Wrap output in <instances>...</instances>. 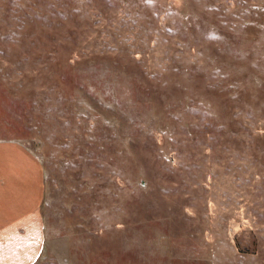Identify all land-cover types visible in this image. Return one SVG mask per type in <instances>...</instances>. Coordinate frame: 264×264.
Returning <instances> with one entry per match:
<instances>
[{
	"label": "rangeland",
	"instance_id": "374dc122",
	"mask_svg": "<svg viewBox=\"0 0 264 264\" xmlns=\"http://www.w3.org/2000/svg\"><path fill=\"white\" fill-rule=\"evenodd\" d=\"M0 140L40 264H264V0H0Z\"/></svg>",
	"mask_w": 264,
	"mask_h": 264
},
{
	"label": "crops",
	"instance_id": "0c3cea01",
	"mask_svg": "<svg viewBox=\"0 0 264 264\" xmlns=\"http://www.w3.org/2000/svg\"><path fill=\"white\" fill-rule=\"evenodd\" d=\"M43 192L40 162L21 143L0 140V264H40Z\"/></svg>",
	"mask_w": 264,
	"mask_h": 264
}]
</instances>
